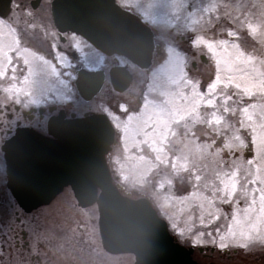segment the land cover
<instances>
[{
    "label": "rangeland",
    "instance_id": "obj_1",
    "mask_svg": "<svg viewBox=\"0 0 264 264\" xmlns=\"http://www.w3.org/2000/svg\"><path fill=\"white\" fill-rule=\"evenodd\" d=\"M50 1L42 0L25 18L27 24L28 19L34 23L28 25L38 28L47 24L53 35ZM117 2L139 14L151 26L161 53L146 70L129 65L133 80L129 88L118 95L120 103L116 109L104 105L103 92L91 101H82L72 74L71 100L73 105L77 103L78 115L96 109L97 105L106 111L115 129L116 142L107 154L113 180L130 197L148 198L167 221L177 241L196 248L195 260L206 264H264V243L260 241L251 242L247 247L233 244L226 249L218 245H193L197 231L206 229L197 226L190 236L179 237L171 222L177 198L191 192L193 183L180 169L193 143L191 126L177 117L184 83L188 79H199L206 85L214 78L215 64L209 57L206 42L227 40L250 55L264 57V0ZM24 5L28 7L24 12H28V0H24ZM21 14L19 6L14 5L5 19L0 18V91L6 93L13 104H19V24L26 22ZM73 39L76 48L85 55V66L105 68L112 63L111 57L83 39ZM103 63L107 65L102 66ZM140 94L138 107L127 104L129 96L137 98ZM155 114L161 116L155 117ZM206 131L207 125H197L194 129L201 143L208 139L203 135ZM151 140L159 141L160 152L150 153ZM250 155L246 152L245 158ZM223 209L231 212L229 205H224ZM97 218L96 205L78 207L69 188H64L48 205L29 214L23 213L7 192L5 206L0 208V264H38L34 259L31 261L32 255L42 260L40 264H133V255H112L103 250ZM21 230L27 232L28 252L20 250L13 241V233L19 238ZM211 247L216 248L211 256L208 250H197Z\"/></svg>",
    "mask_w": 264,
    "mask_h": 264
},
{
    "label": "water",
    "instance_id": "obj_2",
    "mask_svg": "<svg viewBox=\"0 0 264 264\" xmlns=\"http://www.w3.org/2000/svg\"><path fill=\"white\" fill-rule=\"evenodd\" d=\"M10 0H0V16ZM54 26L82 36L106 55L126 57L141 68L151 63L153 33L135 14L115 0H52ZM117 90L130 81L124 67L110 70ZM103 81L101 71L81 69L75 81L85 100L91 99ZM48 134L16 129L2 146L7 165V187L25 211L48 204L70 186L77 204L96 203L101 242L109 253H133L134 264H201L191 257L193 249L175 242L166 223L146 198L132 199L111 182L105 161L113 140V128L103 114L82 118H52Z\"/></svg>",
    "mask_w": 264,
    "mask_h": 264
},
{
    "label": "snow or ice",
    "instance_id": "obj_3",
    "mask_svg": "<svg viewBox=\"0 0 264 264\" xmlns=\"http://www.w3.org/2000/svg\"><path fill=\"white\" fill-rule=\"evenodd\" d=\"M206 43L214 78L206 85L188 79L177 107L178 119L193 129L180 164L193 183L176 200L172 227L179 237L197 226L206 229L197 231L193 245L264 243V57L227 40ZM197 125L208 128L202 143ZM224 205L231 206L230 213Z\"/></svg>",
    "mask_w": 264,
    "mask_h": 264
},
{
    "label": "flooded vegetation",
    "instance_id": "obj_4",
    "mask_svg": "<svg viewBox=\"0 0 264 264\" xmlns=\"http://www.w3.org/2000/svg\"><path fill=\"white\" fill-rule=\"evenodd\" d=\"M18 1L12 3L13 6H19L20 14L26 10V6L24 0ZM28 20L32 22L31 19ZM45 26L38 28L19 24V104L9 102L7 94L0 91V208L5 206L7 193L6 166L1 147L15 128L28 127L45 134L47 120L51 116L61 114L63 118H70L88 112L86 110L78 115L77 103L73 105L71 100L72 74H76L78 69L84 66L85 55L76 48L73 39L75 35L60 36L55 31L52 35L48 30L50 28ZM121 60H123L121 57H112V65L129 66ZM112 65H108V68ZM103 71L105 78L100 92L104 93V99L101 101L106 102L105 106L116 109L120 103L118 95L121 93L113 90L106 71L104 69ZM139 96L141 94L137 98L129 96L127 104L138 107L141 102ZM96 107L89 111H103L97 105ZM157 116L161 114H155V117ZM158 144L159 141L155 140L153 143L151 140L148 144L150 153L161 151ZM13 237L17 246L19 244L20 247H24L23 238L20 243L16 233H13ZM25 245L27 248L28 245Z\"/></svg>",
    "mask_w": 264,
    "mask_h": 264
}]
</instances>
